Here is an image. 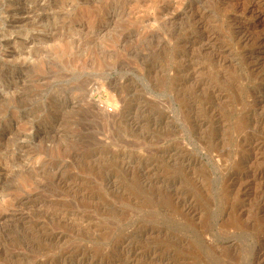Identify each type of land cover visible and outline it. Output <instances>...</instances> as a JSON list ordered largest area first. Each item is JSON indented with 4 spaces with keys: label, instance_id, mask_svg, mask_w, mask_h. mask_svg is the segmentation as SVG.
<instances>
[{
    "label": "rangeland",
    "instance_id": "374dc122",
    "mask_svg": "<svg viewBox=\"0 0 264 264\" xmlns=\"http://www.w3.org/2000/svg\"><path fill=\"white\" fill-rule=\"evenodd\" d=\"M0 264H264V0H0Z\"/></svg>",
    "mask_w": 264,
    "mask_h": 264
}]
</instances>
